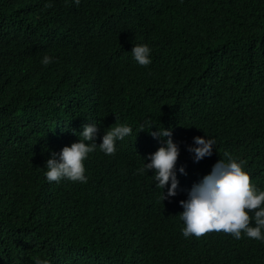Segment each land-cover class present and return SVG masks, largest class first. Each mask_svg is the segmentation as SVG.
I'll use <instances>...</instances> for the list:
<instances>
[{
	"label": "trees",
	"instance_id": "16d2710c",
	"mask_svg": "<svg viewBox=\"0 0 264 264\" xmlns=\"http://www.w3.org/2000/svg\"><path fill=\"white\" fill-rule=\"evenodd\" d=\"M84 124L98 145L132 132L88 154L86 183L49 182L46 161ZM163 128L180 155L162 201L170 183L139 170ZM197 136L215 144L194 162ZM229 158L264 191V0H0V264H264L244 233L182 234L179 202Z\"/></svg>",
	"mask_w": 264,
	"mask_h": 264
},
{
	"label": "clouds",
	"instance_id": "9594fccd",
	"mask_svg": "<svg viewBox=\"0 0 264 264\" xmlns=\"http://www.w3.org/2000/svg\"><path fill=\"white\" fill-rule=\"evenodd\" d=\"M80 0H75L79 4ZM151 49L147 45H135L132 50L134 60L141 66L151 63ZM51 59L45 56L42 63L48 65ZM142 130L143 131V126ZM153 127V126H152ZM151 127V128H152ZM99 129L96 124H84L78 142L62 148L59 154L53 152L46 161V178L49 182H59L67 178L72 182L86 183L84 161L88 154L97 146L106 155H114L116 141L130 135L132 129L126 125L110 127L102 137V143L95 142ZM155 138L167 137L147 159L144 168L152 170L155 175L156 187L164 189L169 185L167 194H162V201L177 195L179 181L176 175V164L180 155L179 146L172 140L171 129H159L157 132L148 131ZM194 145L188 146L187 151L194 154V162H199L213 154L214 140L204 137H194ZM89 141L91 143H85ZM58 157V158H57ZM244 162L229 158L227 163L217 161L211 172L202 181L194 184L188 191V198L181 200L183 211L180 218L184 222L182 234L185 238L195 236L197 239L210 233L230 234L236 239L244 233L248 238L264 241V191H258L252 184L250 175L243 168ZM187 175L184 167L179 169ZM249 213H254L251 216ZM254 221L255 226H252ZM35 264H48L47 260L37 258Z\"/></svg>",
	"mask_w": 264,
	"mask_h": 264
}]
</instances>
